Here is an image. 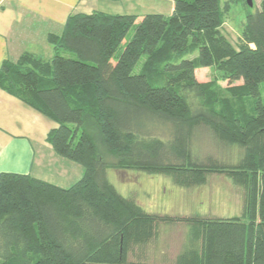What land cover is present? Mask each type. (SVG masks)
Returning a JSON list of instances; mask_svg holds the SVG:
<instances>
[{
    "label": "trees",
    "instance_id": "16d2710c",
    "mask_svg": "<svg viewBox=\"0 0 264 264\" xmlns=\"http://www.w3.org/2000/svg\"><path fill=\"white\" fill-rule=\"evenodd\" d=\"M173 1L171 15L71 14L61 34L48 35L52 58L25 52L0 66V88L56 123L48 142L84 171L70 187L0 174V264H128L161 221L191 224L176 264H264V0L248 12L238 46L221 32L229 5ZM206 68L221 76L200 81ZM202 125L243 149L238 163L194 159ZM108 169L166 174L182 187L222 174L244 188L243 212L152 214L118 191Z\"/></svg>",
    "mask_w": 264,
    "mask_h": 264
},
{
    "label": "rangeland",
    "instance_id": "374dc122",
    "mask_svg": "<svg viewBox=\"0 0 264 264\" xmlns=\"http://www.w3.org/2000/svg\"><path fill=\"white\" fill-rule=\"evenodd\" d=\"M262 0H253L250 7L247 0H221V6L229 5L224 14L222 34L234 45L241 42L244 26L249 11L261 8ZM172 0H149L137 7L142 11L138 14L163 13L169 15ZM145 10V11H144ZM135 27L128 32L125 41H130ZM123 46L120 48V51ZM54 55V51H52ZM65 56L75 58L72 52L63 51ZM195 53L190 57H195ZM145 57L135 68V73L141 70ZM221 72L215 68L199 69L197 78L209 81L220 77ZM223 86L227 82H221ZM164 139L171 138L168 130L161 133ZM194 159L203 164L215 161L222 164L234 165L243 155V149L237 145L220 142L207 126H198L194 130L191 142ZM108 178L118 191L125 197L133 198L150 213L161 216L192 217H234L241 216L245 201L244 188L235 185L222 174L209 175L207 183L201 186L182 187L166 174H149L136 169H108ZM191 224L185 221H161L157 225V234L147 242L139 243L127 255L128 264H176L177 256L186 246L190 237ZM173 246L176 251L170 249ZM175 253V258L162 259L155 254L167 255Z\"/></svg>",
    "mask_w": 264,
    "mask_h": 264
},
{
    "label": "crops",
    "instance_id": "0c3cea01",
    "mask_svg": "<svg viewBox=\"0 0 264 264\" xmlns=\"http://www.w3.org/2000/svg\"><path fill=\"white\" fill-rule=\"evenodd\" d=\"M146 1L149 0H0V66L5 60H17L25 52L52 58L54 49L48 43V35L61 34L71 14L103 11L143 15L147 12L136 11H142L137 7ZM170 10L169 15L173 13L174 1ZM56 126L0 88V174H29L62 187L76 183L83 175V168L59 156L47 140ZM170 249L176 251L173 246ZM168 253L155 257H176L175 253Z\"/></svg>",
    "mask_w": 264,
    "mask_h": 264
},
{
    "label": "water",
    "instance_id": "95a60500",
    "mask_svg": "<svg viewBox=\"0 0 264 264\" xmlns=\"http://www.w3.org/2000/svg\"><path fill=\"white\" fill-rule=\"evenodd\" d=\"M247 3L250 7H253L254 6V3H253V0H247Z\"/></svg>",
    "mask_w": 264,
    "mask_h": 264
}]
</instances>
